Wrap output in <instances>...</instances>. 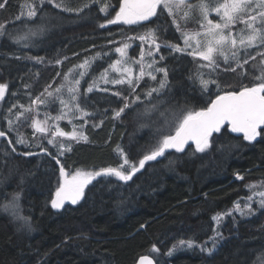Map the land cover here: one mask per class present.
<instances>
[{
	"label": "trees",
	"instance_id": "1",
	"mask_svg": "<svg viewBox=\"0 0 264 264\" xmlns=\"http://www.w3.org/2000/svg\"><path fill=\"white\" fill-rule=\"evenodd\" d=\"M61 3L73 10L55 6ZM0 4L4 5L0 7L4 26L0 84L7 85L0 101V131L5 133L0 137V264H135L144 255L156 264L264 262V206L258 195L264 192V126L251 142L225 127L209 138L204 152L194 147L165 152L147 161L126 182L98 176L76 204L61 210L51 206L61 167L70 173L118 167L123 162L118 146L130 161L139 162L187 109L208 107L218 94L230 92V86L257 85L256 77L264 75V56L259 51L245 56L247 64L230 63L212 76L190 55L166 46V42L181 44V33L167 11L160 9L157 16L140 24L107 25L120 0H43L42 4L40 0H0ZM105 4L109 7L101 12ZM30 5L37 11L32 18L27 16ZM186 10L182 8L176 16L181 29L201 20L193 16L185 21L181 17ZM31 26L39 29L32 41L8 40L7 33L26 32ZM149 28L158 29L161 47L155 50V60L165 67L167 77L163 73L155 80L148 76L136 80L140 67L134 61L135 91L128 83L99 81L119 60L117 47L127 44L134 60L143 48L148 50L149 44L138 37ZM86 60L89 66L80 68ZM80 72L85 75L81 77ZM198 72L206 80L214 79L220 91H215V85L205 91L196 79ZM161 78L166 79L161 94L148 95ZM126 102L130 107L114 118L115 110ZM19 113L23 116L17 119ZM34 120L47 131L36 132ZM57 128L82 133L87 140L57 136L53 146L48 139ZM20 138L23 144L16 143ZM59 143L70 150L60 154ZM17 194L19 199L14 200ZM13 203L18 207L13 208ZM237 203L243 215L236 210ZM13 211L27 218L31 231ZM206 248L212 253L202 250Z\"/></svg>",
	"mask_w": 264,
	"mask_h": 264
},
{
	"label": "snow or ice",
	"instance_id": "2",
	"mask_svg": "<svg viewBox=\"0 0 264 264\" xmlns=\"http://www.w3.org/2000/svg\"><path fill=\"white\" fill-rule=\"evenodd\" d=\"M51 2V0H49ZM40 3H43V0H40ZM3 4H0V7H3ZM56 7H60L64 11H72L73 9L65 6L64 4H57ZM109 5L100 8L101 12H106ZM161 8L162 10L168 11L169 15L172 17V23L176 26L177 31L181 32L184 48L179 47L176 43H167L166 46L172 48L174 51H185V49L191 48V51L188 52V55L193 57H198L202 61L207 63L199 64L198 67L204 68L208 67L212 70H215L218 67L216 60V54L223 56L225 62H228L229 56L227 50L231 49V57L236 60L237 66H241L239 63V51L237 50V45L245 47H254L258 43L264 45V0L256 5V8L262 10L256 11L250 0H224V2L219 3L218 5L213 6L211 0H197L195 4L190 3L189 0H120L119 10L115 13L114 18L107 19V24H117L123 23L127 25L138 24L141 21H149L150 18L158 15L157 9ZM182 8H187L186 11L182 14V19L187 21L189 18H193L196 11L199 12L201 16L200 31H191L183 30L180 27L179 21L176 16ZM215 12L220 17V22H213L209 19L210 12ZM37 11L34 5H30V10L27 12L29 18L35 17ZM19 19V17H17ZM243 23L248 30L246 33L242 30L239 33V39L237 35L233 32V26L237 22ZM206 22V24H205ZM259 25V27H257ZM100 27H105V24L101 23ZM42 30V29H41ZM158 29H147V31L139 36L138 38L149 44L147 51L148 55H153L152 45H155L156 50H159L161 45L157 42V33ZM4 34V26L0 24V35ZM9 36H12V33H7ZM29 34L34 35L35 31L29 29L23 37H18L19 39H27ZM131 39V38H130ZM192 41H195V46H193ZM128 45L125 44L123 47H117L116 52L120 53L121 57L126 56V49ZM259 55L264 56V53H258ZM164 59L163 56L160 57ZM255 59V57H252ZM125 61H116L110 67L116 69V66L124 63ZM264 63V60L261 61ZM139 63H141V71L139 76L135 79L139 80L145 75L144 67V50L142 49L141 58ZM155 61L148 63L146 66L152 68ZM245 64L248 63L247 60H244ZM89 66V62L86 60L83 64L79 65L80 68H86ZM119 70V69H117ZM228 70L235 71V68H230ZM73 70H69L71 74ZM124 72L128 73L126 77L120 79H113L111 82L113 84H124L128 83L132 86L133 91H135V85L133 84V77L131 74L130 68H124ZM157 72H163L165 78L167 77V71L164 68L155 69ZM79 75L83 77L84 72H80ZM107 70L102 74V77L105 78V82L108 80L106 78ZM147 75L155 80L156 76L149 72ZM203 73L198 72L196 74V79H199L201 86L205 91L208 90V85L210 83H216L215 80H206L203 78ZM191 79V77H190ZM260 82L255 86H244L240 91L228 92L223 95H217L214 100H211L210 106L203 108L199 111L195 109H187L182 116L176 118L173 135L171 131L166 134H163L157 141L155 145L150 146V150L147 151L142 159H139V166L129 160L127 154L122 148L117 147V151L120 156L123 158V164L118 167H109L104 168L99 171H89L82 172L76 171L75 173L66 172L63 167L60 169V177L58 182V187L55 192V198L51 200V206L54 209H59L64 206L65 201H69L72 204H76L79 199L84 195L85 187L90 184L98 176H115L121 181H128L132 179V176L138 172L140 169L144 168L147 161L156 160L158 157L164 156L166 150L175 149L177 152L184 151V145L188 141H193L195 143L197 152H204L209 148V137L214 132H220L222 126L227 123L230 126L231 132L234 133H243L245 140L251 142L258 135L257 129L264 125V75L256 77ZM65 80H68V75L65 76ZM73 83L79 84L78 79H74ZM166 79L161 80L160 88L165 86ZM217 89L219 91V84H217ZM7 90L6 84H0V99H3ZM57 92L60 91L59 88L56 89ZM70 92L74 90L69 89ZM88 91H92V86L89 87ZM152 92H159V89L153 88L149 91L148 95H151ZM113 95L119 96V92H113ZM51 95V93H49ZM72 99L75 100L76 97L73 95ZM126 99V98H125ZM37 100L33 103H37ZM41 103L43 101H40ZM61 104H65L64 100L60 101ZM67 106V105H65ZM76 110L81 112L82 115L87 116L88 113L83 111L79 105H75ZM130 107L129 103H125L123 107H120L114 112V118L119 117L126 108ZM155 107V105L153 106ZM71 111V108H69ZM147 111V109H145ZM11 112V109H9ZM66 115V114H64ZM23 116V113L17 114L16 118L19 119ZM63 118L57 117V119ZM11 124V121H9ZM33 127L36 132H46L47 128L41 126V122L34 120ZM5 133L0 131V137H4ZM57 136H66L69 139H78L83 138L87 140L86 136H83L82 133L78 134L75 131L72 133H66L61 131L59 128L52 133L51 139H48V143L56 146L57 141L55 137ZM16 143H24L22 138L18 139ZM16 149L13 148V151ZM60 154L64 150H70L69 146H66L63 143H59ZM45 151H47L45 149ZM32 153H22V155H31ZM59 163V160L57 161ZM125 165H128V169L125 168ZM130 169V170H129ZM238 179H242L239 175ZM250 189L255 187V185H249ZM262 197L260 203L264 206V192L258 193ZM19 195L17 194L14 200H18ZM248 200H252V196L248 197ZM13 208L18 207L15 203L12 205ZM236 210L244 214V210L240 207L239 203L235 205ZM246 208L250 209V205H245ZM8 205H5L7 210ZM16 218L23 220L25 222V227L31 231V225L28 223L27 218L19 216L18 213L13 211L12 213ZM143 227V225H141ZM184 244V241L180 242ZM189 246L192 245V241L188 242ZM209 254L212 253L213 249L206 248ZM153 251H156L155 247ZM139 264H153L152 260L148 257H142L139 261Z\"/></svg>",
	"mask_w": 264,
	"mask_h": 264
},
{
	"label": "rangeland",
	"instance_id": "3",
	"mask_svg": "<svg viewBox=\"0 0 264 264\" xmlns=\"http://www.w3.org/2000/svg\"><path fill=\"white\" fill-rule=\"evenodd\" d=\"M197 2V0L196 1H194V2H191V3H193V4H195ZM211 2H212V4H213V6H215V5H218L219 3H222V2H224V0H211ZM250 2H251V4H252V6H253V8L256 10V11H260V10H262V9H260V8H256V5H258L260 2H261V0H250ZM161 8H158L157 9V12H158V10H160ZM162 10V9H161ZM163 11H166V10H163ZM168 12V11H167ZM178 14V13H177ZM194 16H197V17H200V14L198 13V11H196L195 13H194ZM115 17V16H114ZM153 18V17H152ZM152 18H150V20L152 19ZM201 19V18H200ZM209 19H211L214 23L215 22H220V17L213 11V12H210V14H209ZM144 22H147V21H141V22H139L138 24H140V23H144ZM205 24H206V22H205ZM107 25H109V24H107ZM111 25V24H110ZM116 25H127V24H123V23H117ZM133 25H135V24H133ZM257 27H259V25H257ZM30 29H33L34 31H35V34L34 35H32V34H29L28 36H27V39H21V40H23V41H32L33 39H34V37L36 36V33L39 31V29L37 28V27H34V26H31L30 27ZM29 30V29H28ZM28 30L26 31V32H23V31H21V32H13L12 33V36H9V35H7V38H8V40L10 41V42H15V40L17 39V35L18 34H20V36L21 37H23L26 33H28ZM183 30H191V31H193V32H195V31H200L201 29H200V23L199 22H197L196 24H193V25H191V26H187L185 29L183 28ZM244 31L245 33L248 31L247 29H246V26H245V24H243V23H240L239 21L233 26V32L237 35V39H239V33L241 32V31ZM23 32V33H22ZM181 33V32H180ZM38 36V35H37ZM180 41H181V44L180 45H178L179 47H181V48H184V41H183V38H182V35H181V37H180ZM192 44H193V46H195V41H192ZM149 46V45H148ZM123 47V46H122ZM143 50H144V62H145V67H144V72H145V75L144 76H148L147 75V73H149V72H152L155 76H156V78L158 77V75H163V72H157V71H155V69H157V68H164L165 69V67L162 65V66H160V64H159V62H158V60H155L156 59V56H157V54L155 53L156 51V48H155V45H152V52H153V54L155 55H148L147 54V51L148 50H146L145 48H143ZM237 50L239 51V63H240V65L243 63V61L245 60V56H250V54H254L255 52H261L262 50H264V45H261V44H257L256 46H254V47H245V46H240L239 44L237 45ZM126 51V56L125 57H121V55H120V53H118V55H119V60L118 61H125L124 63H122V64H119V65H117L116 66V69H114V68H112V67H109L108 68V70H107V75H106V78H107V80H108V82L109 83H111V85H113V83L111 82L113 79H120V78H122V77H126L127 75H128V73H126V72H124L123 71V69L124 68H130L131 69V63L132 62H137L138 64H139V67H140V71H141V63H139V61H140V58H141V55H140V57L137 59V60H134V58H132L131 56H129L130 54H129V48L127 47V49L125 50ZM191 51V48H188V49H185V51H181L180 53H183V54H187L188 52H190ZM142 52V51H141ZM258 52V53H259ZM227 54H228V56H229V60H228V62H225V60H224V58H223V56H220L219 54H216V60H217V63H218V67H216L215 68V70H212V69H210V68H208V67H204L205 69H206V71L209 73V74H211L212 76H214L215 74L214 73H217V72H221V71H223V70H225L226 68H227V65L228 64H232L233 63V65L234 66H237V62H236V60H234V59H232V57H231V49H229V50H227ZM258 55V54H257ZM191 57H193L192 55H190ZM261 57V56H260ZM194 59H196L197 61H198V63L197 64H203V63H207L206 61H202V60H200L198 57H193ZM155 61V63L153 64V66H152V68H148L146 65L148 64V63H151L152 61ZM116 62V61H115ZM115 62H113L112 64H114ZM111 64V65H112ZM117 69H119V70H117ZM139 73L140 72H138V76H139ZM131 74H132V70H131ZM117 76V77H116ZM149 77V76H148ZM208 77H210V76H208ZM207 77V78H208ZM150 78V77H149ZM162 78H164L163 76H162ZM160 79V81H159V85H157L155 88L156 89H159V92L157 93V94H161V88H160V82H161V80H163V79ZM206 79V78H205ZM207 80H209V79H207ZM212 80H214V79H212ZM99 81H103V82H105V78L104 77H100V79H99ZM211 85H215V91H217L218 89H217V84L216 83H210L209 85H208V88L211 86ZM244 87V86H243ZM241 86H230L229 88H227V89H229V90H231L230 92H233V91H240L241 90ZM220 89H221V87H219V91H220ZM208 91V90H207ZM226 94V93H225ZM174 126H175V124L173 125V127H171V129H170V131H171V133L174 135L175 134V132H174ZM169 132V131H168ZM168 132H165L164 134H166V133H168ZM124 162V161H123ZM123 162H122V164H123ZM121 164V165H122ZM136 165H137V167L139 166V162H136L135 163ZM125 168L126 169H128V165H125ZM130 170V169H129ZM261 264H264V262H262Z\"/></svg>",
	"mask_w": 264,
	"mask_h": 264
},
{
	"label": "water",
	"instance_id": "4",
	"mask_svg": "<svg viewBox=\"0 0 264 264\" xmlns=\"http://www.w3.org/2000/svg\"><path fill=\"white\" fill-rule=\"evenodd\" d=\"M189 1H192V0H189ZM236 92H238V91H236ZM214 99H215V98H214ZM214 99H213V100H214ZM0 101H1V99H0ZM209 106H210V104H209ZM262 126H264V125H262ZM262 126H261V127H262ZM225 127L230 128V126H229L227 123H225V125L222 126V129L225 128ZM261 127H260V128H261ZM260 128L257 129V132H259V129H260ZM217 133H218V132H214L209 138L213 137V136L216 135ZM236 134H239V135L243 136V133H236ZM187 147H194V148H196V147H195V143H194L193 141H188V142L184 145V149H186ZM166 152H177V151H176L175 149H168V150H166ZM70 203H71V202H69V201H65L64 206H63L62 208L55 209V210H61V209H63L67 204H70ZM142 257H148L150 260H152L153 264H156V263H155V260H154L151 256H148V255H144V256L139 257L135 264H139V261H140V259H141Z\"/></svg>",
	"mask_w": 264,
	"mask_h": 264
}]
</instances>
